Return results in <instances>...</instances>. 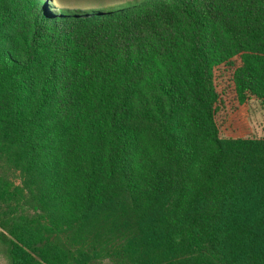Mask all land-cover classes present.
Returning <instances> with one entry per match:
<instances>
[{
    "label": "trees",
    "instance_id": "1",
    "mask_svg": "<svg viewBox=\"0 0 264 264\" xmlns=\"http://www.w3.org/2000/svg\"><path fill=\"white\" fill-rule=\"evenodd\" d=\"M0 0V258L264 264V0ZM232 104V103H231Z\"/></svg>",
    "mask_w": 264,
    "mask_h": 264
},
{
    "label": "rangeland",
    "instance_id": "2",
    "mask_svg": "<svg viewBox=\"0 0 264 264\" xmlns=\"http://www.w3.org/2000/svg\"><path fill=\"white\" fill-rule=\"evenodd\" d=\"M129 0H50L54 11L63 9L89 10L119 6ZM229 109L226 116L231 117L222 124L221 136L223 138H257L264 139V110L258 101H248L237 105L232 96H228ZM232 103V104H231ZM0 264H7L0 258Z\"/></svg>",
    "mask_w": 264,
    "mask_h": 264
}]
</instances>
